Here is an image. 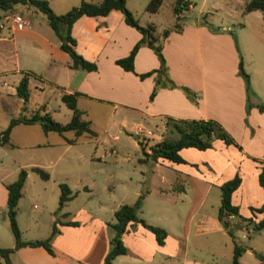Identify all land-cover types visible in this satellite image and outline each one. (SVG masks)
Wrapping results in <instances>:
<instances>
[{
	"label": "rangeland",
	"instance_id": "rangeland-1",
	"mask_svg": "<svg viewBox=\"0 0 264 264\" xmlns=\"http://www.w3.org/2000/svg\"><path fill=\"white\" fill-rule=\"evenodd\" d=\"M46 1L53 12L59 14L77 5L80 0ZM147 1L125 0V6L139 24L152 22L155 25V32L160 37L161 30L174 23L172 11L174 0H161L155 12H147L144 9ZM245 1L190 0V5L180 13L179 17L180 27L195 26L199 22L211 33V39L215 42L212 44L210 41L205 49L202 47V50L197 43H194L191 50L194 79H239L243 92L244 120L251 108H256L258 112L264 111H259L256 106L258 103H264V21L258 10L243 9ZM13 12L25 16L29 21V28L50 36L54 41L57 39L40 11L17 5ZM47 48L45 46V49ZM23 49H26L25 46L20 45V64H26L25 68L28 69L33 67L41 70L42 53L37 43L30 41L29 38V53L24 55ZM55 54L56 56L53 52V57L59 60L62 56L68 58L67 54L59 49ZM239 61L248 75L247 82L239 71ZM34 74L32 71H27L28 95L25 101L15 92L4 93L0 87V129L6 126L10 117L29 114L30 107L42 99L45 100L48 113L53 119L59 122H66L69 119L71 110L58 97L57 90L45 84L43 91L32 86L29 79H37ZM0 79L8 78L0 76ZM177 88L181 90L179 86ZM193 93L196 97L197 93L195 91ZM190 101L196 103L195 100ZM80 102L88 106L92 127L96 131V141L74 143L67 154L82 152L90 154L91 160L63 164L65 169L62 174H57L53 168L47 179H41L36 172L20 165L27 173L21 195L17 200L15 214L21 238L34 239L47 236L55 219L57 231L52 238L57 234L60 237H78L82 245L74 251L70 249L71 252L76 253L80 250L77 254H85L94 259L112 235L110 223L114 220L113 210L120 203H132L139 191H144L137 209L139 217L150 221L148 223L163 227L171 236H174V232H180L182 236L186 234L193 245L199 244L202 248V251L191 250L196 256L194 258L205 262L208 260L211 264H229L233 241L216 218L219 204L218 185L231 174V171H236L242 181L241 191L236 194L238 213L241 216H250L248 204L254 206L259 204L257 193L260 191L253 174L255 171L252 167L253 163L246 160L242 162L241 159L229 163L226 159H222V155L213 156L217 149L206 153L196 148L181 150L184 162L178 164L154 162L149 157L141 159L143 154L140 152V146L146 150L161 137L176 136L165 127L163 117L153 119L155 122L161 121L160 127L153 129V126L149 125L141 115L126 111L125 123L122 125L119 118L124 109L117 107L110 116L107 132H103L102 125L111 105L89 99H82ZM136 125L143 128L141 132H135ZM145 128L150 129L149 133L144 131ZM11 134L20 142L21 148L0 146V175L6 174L0 180L3 185L16 177L20 168L15 169L17 164L29 160L25 158V150L32 149L31 151L35 153L39 150L35 147L29 148L27 144L36 140L41 141L44 137L37 125L19 124L12 127ZM46 135L50 138L58 136L54 132ZM65 135L67 138L73 137L72 131L65 132ZM59 161L62 163V159ZM220 168H224V171L221 175H216ZM44 169L49 172L50 167ZM212 178L215 182L207 187ZM171 179L181 181L184 190L171 191V196L166 198L164 195L154 193L157 187L166 188ZM58 182H65L74 192V196L66 200L62 208L54 213ZM82 182L89 186L87 190L81 187ZM199 198L202 200L198 201ZM228 219L235 222L233 217L229 216ZM246 226L233 229V238L243 248L238 263L258 264L255 253L264 255V229L253 230L251 223ZM57 242L54 247L51 242L53 254H48L40 247L25 246L15 249L9 255V261L11 264H82V261L63 254L58 249L63 244L60 238ZM12 244L13 237L3 204L0 205V246H12ZM68 247H73V244ZM115 261L113 260L111 264H120ZM1 262L0 258V264Z\"/></svg>",
	"mask_w": 264,
	"mask_h": 264
},
{
	"label": "crops",
	"instance_id": "crops-1",
	"mask_svg": "<svg viewBox=\"0 0 264 264\" xmlns=\"http://www.w3.org/2000/svg\"><path fill=\"white\" fill-rule=\"evenodd\" d=\"M204 28L199 22L195 26H181L180 31H170L162 40L161 46L167 75L175 83L186 85L197 93L195 97L196 103L194 104L177 87L159 86L153 97L148 98L154 83V76L150 74L140 78L137 74L157 67L158 60L151 48L145 44L139 45L133 56V71L124 70L114 63V59L125 55L139 37V32L134 27L124 23L121 13L116 9H111L104 15L91 16L82 14L71 24L70 34L75 39L73 48L83 58L95 62L96 68L94 70L69 68L67 66L68 58L66 59L62 55L60 60L53 57V52L56 56V50L59 49L58 39L54 41L50 36L43 33L40 34L29 28V26L12 28L9 26L8 20L3 18V12L0 11V76L8 78L0 79V87L4 93H13L14 85L20 76L28 70L32 71L37 79H29V82L39 91H43L44 86L48 85L53 90H57L56 94L59 98L62 93L71 94L74 91H78L79 94L75 96V105L83 111L84 117L89 121V128L94 132L92 136L80 134L72 143H68L64 140V137H66L65 132L71 130L64 131L62 135L54 132L58 136L50 138L46 134L53 131L43 132L37 122L14 124L12 127L19 124L27 126L37 125L44 136L41 141L36 140L27 144L29 148H39L36 153L31 151L32 149L26 151V147H24L25 158L29 160L17 164L15 169L20 167V165L28 168L32 165L40 166L43 169L44 167H50L49 172L47 171L49 178L53 168L57 174H62L65 169L63 164H71L72 162L75 164V162L84 160L89 162L91 160L90 154L82 152L67 154L70 146L74 143L96 141V131L92 127L88 106L80 102L82 99H89L93 102L111 105L102 125L103 132H107L110 116L117 107L124 109L119 118V122L122 125L125 123L124 116L127 111L141 115L149 125L153 126V129L160 127L161 122H155L153 119L163 116L214 119L234 138L238 147L230 144L225 145L220 140L215 139L210 148L201 151L210 153L214 152L211 150L217 149L213 156L217 154L220 157L222 155V159H226L229 163H234L239 159L242 162L246 160L253 163L252 167L255 170L253 174L256 180L258 166L257 162L252 160V158L264 161V111L258 112L256 108H251L248 115L245 116L246 120L243 119V92L239 79H194L191 62V50L194 43H197L201 50L202 47L205 49L210 41H212V44L215 43L211 39V33ZM29 38L30 41H35L41 48L39 49L43 60L41 70L33 67L28 69L25 68L27 67L26 64H20L19 47L20 45L25 46L26 49H23V53L24 55L28 54ZM45 46L48 48L45 49ZM203 76L205 77L204 73ZM40 104H43V109L48 111L46 102L43 99L31 106V111ZM12 127L9 131L10 145L0 144V146L7 145L9 148L19 149L21 144L12 136ZM144 130L150 131L148 128ZM184 148L179 150L180 155L181 150H184ZM146 151H148V148ZM242 156L244 157L243 159ZM83 157L84 159H82ZM61 159L62 163H59ZM153 161L163 162V160ZM164 162L173 163L170 161ZM223 171L224 168H220L216 175H221ZM230 173L226 178H229L234 173V170ZM5 175L4 173L1 174L0 180ZM174 181L175 179H171L166 188L157 187L154 193L164 195V198L170 197L171 191H177L172 189ZM214 182V178L210 179L207 187ZM241 185L242 181L240 179L238 187L231 193V201L236 205V194L241 191ZM81 187L85 190L89 188L84 182H82ZM259 189L257 197L260 204L263 200V194L260 186ZM5 195V187L0 182V205L5 204ZM201 200L202 198L198 199V201ZM198 205L199 203H197ZM248 205L254 206L253 204ZM258 216L259 214L256 213L253 219L256 220ZM149 232L146 227L139 223L130 224L121 237L126 247V252L116 255L112 261L116 260L115 262L120 264H211L208 260L205 262L194 258L196 256L191 253V250L202 251V248L199 244L193 245V242L190 241L186 234L182 236L180 232H174V236H171L166 231L163 242L157 244L153 234ZM58 238L63 243L58 249L71 259L82 261V264H101L109 246L108 238L97 257L92 259L88 255L77 254L80 250L76 253L71 252L70 249L74 251V249H78L82 245L81 239L78 237H60L57 234L51 241L53 247L58 244ZM70 244H73V247L69 248L68 245Z\"/></svg>",
	"mask_w": 264,
	"mask_h": 264
},
{
	"label": "trees",
	"instance_id": "trees-1",
	"mask_svg": "<svg viewBox=\"0 0 264 264\" xmlns=\"http://www.w3.org/2000/svg\"><path fill=\"white\" fill-rule=\"evenodd\" d=\"M161 0H148L144 6L147 12H155ZM17 5L24 6L29 9H35L42 13L47 25L53 31L58 39V48L65 52L68 56L67 66L69 68H79L83 70H94L96 64L94 61L83 58L77 53L73 45L75 43L74 37L70 34V27L72 22L80 15H104L111 9L118 10L122 15V20L127 25L134 27L139 32L138 39L131 45L128 52L118 58L114 59V63L119 65L122 69L133 71V56L141 44H145L155 54L158 65L157 67L137 75L142 78L144 76L154 74V83L148 94V98H152L156 89L159 86L177 87L179 86L183 94L190 100H195V93L187 86L177 85L166 72L165 60L161 52L162 40L170 31H180L179 17L183 10L190 5V0H174L172 11L174 13V23L170 27H164L160 32V37L155 32V25L148 22L144 25L139 24L132 12L125 6V0H98L96 2L80 0L77 5L71 6L62 13H55L49 7L46 0H0V11L9 12L14 11ZM245 11L258 10L261 18L264 21V0H246L243 4ZM239 71L246 78L247 73L241 66V61L238 62ZM27 72H24L16 84L14 85V92L23 101L27 99ZM79 94L78 91L73 93H62L60 99L71 110L69 119L66 122H59L53 119L48 111L43 109V104L37 105L28 115L20 114L9 118L6 126L0 129V144L9 143L10 128L17 123H33L37 122L43 132L53 131L61 134L64 131L71 130L73 137H64L68 143H72L80 134L89 136L94 135V132L89 128V121L83 115V111L78 109L75 105V96ZM259 111L264 110V103H258ZM163 123L168 128L169 132L176 134L175 137H161L148 146V151L140 146V152L143 154L141 159L150 157L153 160L170 161L173 163L184 162V159L179 154V150L184 147H192L199 150L210 148L213 140H220L225 145L237 146L234 138L222 127V125L211 118H173L170 116H163ZM257 162L258 172L256 175L257 184L260 186L263 194V200L258 206H249L250 216H241L238 213L237 205L231 201V193L238 187L240 182L239 174L235 171L232 176L224 179L219 183V204L216 211L217 221L220 223L224 231L232 238L233 249L229 264H239L238 257L243 248L233 238L234 228L247 227L251 223L253 230L264 229V161L252 158ZM38 174L41 179L48 178V172L40 166L32 165L29 167ZM26 176V169L20 167L17 171L16 177L4 184L5 195V216L9 230L13 237L12 246H0L1 264H11L9 255L17 248L22 246H40L48 254H53L51 247V238L57 231L56 220L51 224L49 234L43 238L22 239L20 231L16 223V204L21 195V188ZM58 196L57 204L54 213L58 212L64 202L74 195V192L65 182H58ZM172 189L177 191L183 190V183L181 181H174ZM144 196V191H139L132 203H120L113 210V222L110 223L112 235L109 238V246L105 252L101 264H111L112 259L119 254L126 252V247L121 239L122 235L127 231V228L132 223H139L146 227L154 237L157 244H161L166 235V230L158 225L146 222L143 218L137 215V209L140 206L141 199ZM259 214L256 220L253 219L255 214ZM233 217L235 222L228 219ZM71 222V221H70ZM258 259V264H264V255L255 253ZM86 264V263H83Z\"/></svg>",
	"mask_w": 264,
	"mask_h": 264
},
{
	"label": "built area",
	"instance_id": "built-area-1",
	"mask_svg": "<svg viewBox=\"0 0 264 264\" xmlns=\"http://www.w3.org/2000/svg\"><path fill=\"white\" fill-rule=\"evenodd\" d=\"M3 18L5 20H8L9 26L12 28H24L29 25V21L25 17H22L21 15H18L13 11L5 12L3 14ZM142 129H143L142 127L136 126L135 132L136 133L141 132ZM144 131L149 133V130H144Z\"/></svg>",
	"mask_w": 264,
	"mask_h": 264
}]
</instances>
